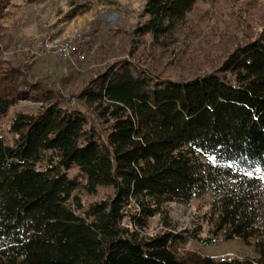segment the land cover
Here are the masks:
<instances>
[{
    "label": "trees",
    "instance_id": "trees-1",
    "mask_svg": "<svg viewBox=\"0 0 264 264\" xmlns=\"http://www.w3.org/2000/svg\"><path fill=\"white\" fill-rule=\"evenodd\" d=\"M195 1L145 0L129 55L77 94L97 125L0 61V117L20 99L39 102L13 114L10 143L0 138V264H264V25L242 42L219 38L214 65L181 80L132 55L139 46L184 54ZM97 187L110 193L84 207L76 190ZM205 193L216 227L257 257L185 262L169 232L142 235L163 203Z\"/></svg>",
    "mask_w": 264,
    "mask_h": 264
},
{
    "label": "rangeland",
    "instance_id": "rangeland-1",
    "mask_svg": "<svg viewBox=\"0 0 264 264\" xmlns=\"http://www.w3.org/2000/svg\"><path fill=\"white\" fill-rule=\"evenodd\" d=\"M144 2L0 0V61L19 66L29 80H39L56 90L66 104L73 98V105H67L83 112L88 124L97 125L92 108L77 94L112 60L129 55L133 30L143 19ZM263 25L264 0H196L186 12L181 27L184 54L176 53L174 48L152 51L139 46L132 55L139 62H145L152 74L181 80L189 72L214 65L220 56L215 45L219 38L231 44L242 42L256 35ZM65 39L74 40L82 59L72 54L60 55L48 48L49 44ZM146 40L149 43V36ZM38 106V101L18 100L0 117V138L10 143L13 134L8 127L13 114L33 113ZM67 173L73 176L78 171L73 168ZM76 193L85 207L92 200L106 197L110 189L97 187L93 194L78 189ZM211 199L212 195L205 193L187 204L163 203L160 211L147 219L142 235L169 232L172 234L170 250L185 262L198 256L257 257L252 243L238 237L226 238L223 229L216 227V214L210 211Z\"/></svg>",
    "mask_w": 264,
    "mask_h": 264
},
{
    "label": "built area",
    "instance_id": "built-area-1",
    "mask_svg": "<svg viewBox=\"0 0 264 264\" xmlns=\"http://www.w3.org/2000/svg\"><path fill=\"white\" fill-rule=\"evenodd\" d=\"M48 48L54 49L60 55L72 54L74 58L82 59V53L78 50V46L73 39H65L62 41L49 44ZM68 105H73V98L67 102Z\"/></svg>",
    "mask_w": 264,
    "mask_h": 264
}]
</instances>
